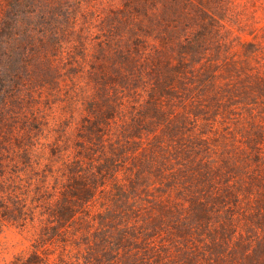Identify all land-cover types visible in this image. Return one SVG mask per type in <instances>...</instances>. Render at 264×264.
I'll list each match as a JSON object with an SVG mask.
<instances>
[{
    "label": "rangeland",
    "instance_id": "374dc122",
    "mask_svg": "<svg viewBox=\"0 0 264 264\" xmlns=\"http://www.w3.org/2000/svg\"><path fill=\"white\" fill-rule=\"evenodd\" d=\"M192 21L0 0V264H264V19Z\"/></svg>",
    "mask_w": 264,
    "mask_h": 264
},
{
    "label": "trees",
    "instance_id": "16d2710c",
    "mask_svg": "<svg viewBox=\"0 0 264 264\" xmlns=\"http://www.w3.org/2000/svg\"><path fill=\"white\" fill-rule=\"evenodd\" d=\"M162 12L203 25L238 23L244 17L264 19V0H162Z\"/></svg>",
    "mask_w": 264,
    "mask_h": 264
}]
</instances>
